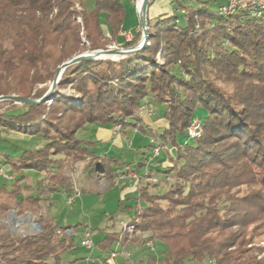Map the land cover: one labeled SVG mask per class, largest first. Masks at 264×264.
Listing matches in <instances>:
<instances>
[{
  "label": "trees",
  "instance_id": "1",
  "mask_svg": "<svg viewBox=\"0 0 264 264\" xmlns=\"http://www.w3.org/2000/svg\"><path fill=\"white\" fill-rule=\"evenodd\" d=\"M154 2L148 3V39L140 50L73 64L50 102L22 105L20 113L0 111L4 134L41 137L45 143L29 149L2 138L17 154L0 152V167L45 175L50 192L70 197L66 165L84 163L88 174L108 178L122 165L116 157H101L92 142L78 140V131L87 125L125 130L142 116L145 102L164 104L162 125L140 131L172 150L170 167L145 172L169 175L174 183L155 194L141 187V204L130 222L135 232L106 234L98 248L109 253L115 243L145 247L150 240L153 247L162 243L166 254L162 262L149 257V264H264V246H254L264 242V23L223 15L218 0H170L181 16L172 11L149 16ZM124 18L120 0H94L91 12L82 0H0V96L41 99L62 64L117 43ZM140 38L141 30L123 48ZM66 89L77 100L63 96ZM198 110L205 112L202 121ZM194 119L200 134L190 138L186 130ZM143 164L135 163L133 170ZM52 167L56 172L50 173ZM24 179L0 187V215L11 209L17 215L40 213L46 199L41 192L23 194ZM41 228L17 236L0 225V264H61L73 247L64 233L69 227L41 214Z\"/></svg>",
  "mask_w": 264,
  "mask_h": 264
},
{
  "label": "rangeland",
  "instance_id": "2",
  "mask_svg": "<svg viewBox=\"0 0 264 264\" xmlns=\"http://www.w3.org/2000/svg\"><path fill=\"white\" fill-rule=\"evenodd\" d=\"M120 2L123 5L125 11V18L122 28L124 30H131V34L140 31L141 27L139 24V18L136 14V0H120ZM218 2H222L223 5L225 4L224 0H218ZM82 5L87 12H91L94 10V0H82ZM138 8L139 11H141L139 1ZM75 9L77 12L80 11V9H77L76 7ZM160 10H170L181 16L180 12L177 11L175 4L170 3V0H155L154 4L149 9L148 15L155 16V14L160 12ZM100 20L103 33L106 37H108V34H106L105 30L106 23L104 20V16L100 15ZM125 41L126 40L124 36H119L118 42L110 47L125 49L123 48V44L125 43ZM86 46H88V43L86 44ZM48 91L49 87L47 88V91L43 96L47 95ZM61 94L67 98L77 100V97H73V91L69 89L62 91ZM52 96L53 92L48 93L47 100H49V102ZM153 108L154 115L152 114V118H149L150 124L161 120L162 113L165 110V105L153 103ZM0 111L20 113L24 111V108L21 104H1ZM141 112L142 110H139L138 115ZM142 116H144V114ZM196 116L199 120L202 121L205 116V112L198 110ZM138 124L140 123L136 122V124H134L132 127L133 130H136L137 132H139L137 127ZM89 126L90 127L88 129L80 130L76 133V138L78 140H91L90 137H93V133H91V129L93 126ZM112 127L113 133L115 132L116 134H120V136L124 135V133H120V131L123 129L118 125ZM152 128L155 129L154 126ZM144 136L145 137L140 138L139 141H135L134 143L130 138V143L123 141L121 149L119 147H116L115 149H113V151L107 152L106 157L110 158L116 155H120L119 158H121V160L128 162L131 160L139 161L142 157H145V159H148V161H145V163L146 165L149 164V169H152L153 167L154 169L158 168L156 165L161 167L162 162L158 161L155 158L159 157L161 152L169 153L171 149L168 146L156 143L154 140V136L150 133H146L144 134ZM15 137L17 136L12 133L4 134L3 130H1L0 128V152L9 153L13 156L17 154L16 149L12 148L11 144L8 142H14V145H17L18 143V145L22 148L29 149L40 148L45 144L41 137H34L28 140L26 138V140H22L25 141V143L16 140ZM2 138H5V140L9 139L10 141L5 142ZM181 141H185V137H183ZM150 143L153 145L152 149L148 147ZM95 147L94 148L96 150H99L98 152L104 149L99 145H96ZM156 149H159L158 153H155ZM132 164L135 166V162ZM126 165H124V167ZM168 167H170L169 160L165 161L163 169L165 170ZM50 171V173L56 172V167H52ZM118 171L119 170H115L111 178H108L106 175H104V177H101L100 174L97 173L93 176V173L88 174L86 172L84 163H76L73 165L68 164L64 167L63 173L66 176L70 177L73 183L72 194H75L76 198L73 199V202L71 204H67L66 199L68 197L66 196V194H64L62 191L55 192L52 194V201L54 205L49 209L43 203L40 213H37L36 215L30 214L29 212H27L26 214L17 215L15 210L11 209L4 215H0V225H2L7 231L13 233L14 235L26 236L37 234L42 230L41 214H43V216L52 217L54 218V222L58 227H69V229L73 231V234L71 236L73 247L71 250L64 253L61 259V264H108V262L105 261L107 253L99 252V250L96 249V246L105 238L106 234L109 233L120 232L130 237L128 233L121 231L120 224L130 223L134 217L133 208L124 209V202L120 201V188L118 186L112 187L108 190L104 189L105 186H109L108 179L110 180L111 185L114 183V176ZM146 173V175L149 176V182H147L148 190L152 194L163 193L164 191H166V189H168L170 185L174 183V180L169 175L159 174L157 171H154L153 173L152 170L150 172L147 171ZM22 175L25 177V181L21 182V186L28 185V189H24L23 194L32 195L41 192L43 193L42 197L47 199L49 203L51 192L48 188L47 181L45 180V175H40L32 171L24 172V174H16L13 172L11 173L8 167L1 166L0 187L5 186L9 188L14 183V181ZM87 175L89 178L87 177L85 180V176ZM52 201L50 202L51 205ZM162 205H164V203H162ZM86 232L88 233V239L92 242V247L88 249L80 245V242L84 240V233ZM254 246L263 247L264 242H261ZM120 249V247L112 245L110 251H119ZM124 251L132 254L133 249L127 248ZM165 254L166 248L160 242H154V247L152 249H149V256H156L160 262L164 260Z\"/></svg>",
  "mask_w": 264,
  "mask_h": 264
},
{
  "label": "crops",
  "instance_id": "3",
  "mask_svg": "<svg viewBox=\"0 0 264 264\" xmlns=\"http://www.w3.org/2000/svg\"><path fill=\"white\" fill-rule=\"evenodd\" d=\"M168 11H170V10H163V11L160 10V12H168ZM160 12L156 13L155 15L159 14ZM105 27H106V29H105L106 30V34H108V37H109L110 28L106 24H105ZM122 32H129L130 33V39H131V37L133 35V34H131V30H124L122 28L121 32L119 33V36H122ZM125 40L126 41H129L126 38H125ZM152 106H153V103H152ZM150 117L152 118V116H150V115L140 116L138 118V121H137V123H140V124L137 125L139 132H137L136 130H133V128H132L133 126H132V127H129V128H127L125 130H121L122 132L120 131V133H124L123 136H120V134H116L115 132L113 133V127L112 126L92 125L93 127L91 129L92 130L91 133H93L92 134L93 137L92 136L90 137L91 140H89V142H92L93 143V149L97 153H99L101 155V157H104V156L107 155V152L113 151V149H115L116 147H119L121 149V146H122L123 141L129 142V140L131 139V141L134 143L135 141H139L140 138L145 137L144 134L141 133L140 127H142L143 129H146V130H149V129L152 130L153 129L152 128L153 126L154 127H157V126L159 127L160 125H162L161 120H158L157 122H154V123L150 124V121H149V118ZM135 124H136V122H135ZM89 127L90 126L87 125L82 130H86ZM8 134H10V133H8ZM14 135L17 136V137H15V139H18V140H24V139L26 140V138H27L26 136L21 135V134H14ZM27 140H28V138H27ZM96 145H99L101 148H104L103 150H101L102 152L101 151L98 152L99 150H96L97 149L95 147ZM148 147H149V145H148ZM171 151L172 150H170L169 153H167V152H161L160 155H159V157H156L155 158L158 161H161L162 162L161 167L158 166V165H156L158 167L157 169H163L164 164H165V161H168V157L170 156ZM119 156L120 155H116L114 157H116L117 160L120 163H122V165L120 167H118V168H115V170H120L126 164L127 165H130V164H132L134 162L136 164H139L140 161L142 163H144L143 164L144 165V167H143L144 169H139L138 168L136 171H134L135 174H136V176H137V179L136 180H132V179L125 178V179L119 181L118 184H114L113 183L111 185L110 184L111 182L108 179V185L109 186H105L104 189L108 190V189H110L112 187H117L118 186L120 188V197H121L120 198L121 199L120 201H123L124 202V205H123L124 209H128V208H133L134 209L136 207H139V205L141 204V201L139 200V192H138L139 189L141 187L146 186L147 185V182H149L148 181L149 176H147L146 175V172H144L145 170H149V164L146 165V163H145V161L147 162L148 159L147 158L145 159V157H142L141 160H139V161H135V160L132 161L131 160V161L128 162V161L121 160V158H119ZM152 169H154V167ZM21 173L24 174V172H21ZM97 174H100L101 177H104V175H105V173H97ZM87 177H88V175L85 176V180H86ZM52 194L53 193L51 192V196H50L49 203H48L47 199L44 202V205H46V207L48 209L54 205V203L52 201ZM70 197L76 198V195L75 194H72ZM51 201H52V205L50 204ZM139 236L140 235L138 234L137 237H139ZM114 245H116L117 247H120L121 249H124V250L127 249V248L133 249L132 254H131V257H132V259L134 260V262L136 264H149V260H150L149 257L152 258L151 255L149 256V250H147L146 247H144L142 245L133 244V245H130L128 247H122L118 243H115ZM96 249H98L99 252H101L100 249L98 248V246H96ZM107 256H108V253L106 254V258H105V261L108 262V264H128L121 256H118L114 260H111V261L110 260H107ZM154 258H156V260H159V259H157L156 256Z\"/></svg>",
  "mask_w": 264,
  "mask_h": 264
},
{
  "label": "built area",
  "instance_id": "4",
  "mask_svg": "<svg viewBox=\"0 0 264 264\" xmlns=\"http://www.w3.org/2000/svg\"><path fill=\"white\" fill-rule=\"evenodd\" d=\"M225 4L219 8L221 14L226 16L233 15H244L250 19H254L258 23H264V0H224ZM77 9H80L78 5H75ZM137 14V11H136ZM141 27V26H140ZM122 36H124L127 40H130L129 32H122ZM142 112L145 115L154 114L153 107L149 102H145ZM187 135L190 138H196L200 134V123L198 120L194 119L192 123L186 130ZM159 149L155 150V153H158ZM134 165H126L125 167L118 172H116L114 176V184H118L119 181L125 178H131L133 180L137 179V176L133 170ZM74 197H68L66 202L67 204H71L73 202ZM121 231L128 233L130 236L135 232V226L131 223H121L120 224ZM56 233H60V230L57 229ZM66 236H72L73 231L71 229H66L64 231ZM80 245L84 248H91L92 242L88 239V233L84 234V240L80 242ZM145 247L148 249H152L153 245L151 241L145 242ZM121 256L128 264H136L131 257L129 252L124 251V249H120L119 251H110L107 256V260H114L116 257Z\"/></svg>",
  "mask_w": 264,
  "mask_h": 264
},
{
  "label": "water",
  "instance_id": "5",
  "mask_svg": "<svg viewBox=\"0 0 264 264\" xmlns=\"http://www.w3.org/2000/svg\"><path fill=\"white\" fill-rule=\"evenodd\" d=\"M149 1L150 0H143L141 12L140 13L137 12V16L139 18V24L141 26V38H140V42L136 46L126 48V49H118V48L109 47L106 50L87 51V52H84L82 54H79V55L71 58L70 60H68L67 62L62 64L57 69L55 76H54V79L49 86L48 93L53 92V90L55 89V86H56L60 76L64 72V70L73 64H76V63L83 61V60H116V59L123 58V57L128 56V55L134 54L135 52L140 50L147 43V39H148L147 25H146V12H147ZM48 93H47V95L43 96L39 100L21 98V97L14 96V95L0 96V102L9 101V102H12L14 104L34 105V104H38L42 101L47 100L48 99Z\"/></svg>",
  "mask_w": 264,
  "mask_h": 264
},
{
  "label": "bare ground",
  "instance_id": "6",
  "mask_svg": "<svg viewBox=\"0 0 264 264\" xmlns=\"http://www.w3.org/2000/svg\"><path fill=\"white\" fill-rule=\"evenodd\" d=\"M138 1H139L140 6H141V9H142L143 0H136L137 12L140 13L141 11H139V8H138Z\"/></svg>",
  "mask_w": 264,
  "mask_h": 264
}]
</instances>
